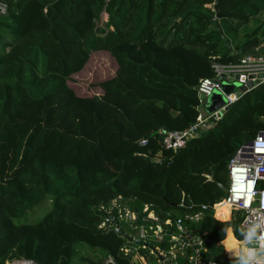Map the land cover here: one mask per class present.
<instances>
[{"label": "trees", "instance_id": "16d2710c", "mask_svg": "<svg viewBox=\"0 0 264 264\" xmlns=\"http://www.w3.org/2000/svg\"><path fill=\"white\" fill-rule=\"evenodd\" d=\"M0 5V264H73L83 248L94 256L82 264L152 263L148 249L134 252L137 263L122 252L132 231L119 223L118 232H104L101 208L120 198L138 213L146 205L159 221L174 223L184 220L186 207L224 198L219 185L227 186L229 160L264 132V83L198 129L178 153L161 142L166 133L197 124L195 89L215 78L213 63L264 56L250 52L264 46V0ZM214 6L230 17L217 20ZM95 52L109 53L117 67L99 83L101 95L82 98L67 82ZM223 207L215 212L221 220L229 216ZM241 220L239 212L222 222L206 211L199 222L183 223L214 244H205L212 261L231 264L235 259L222 254L220 243L242 239Z\"/></svg>", "mask_w": 264, "mask_h": 264}, {"label": "built area", "instance_id": "2783aa9c", "mask_svg": "<svg viewBox=\"0 0 264 264\" xmlns=\"http://www.w3.org/2000/svg\"><path fill=\"white\" fill-rule=\"evenodd\" d=\"M0 10L4 7L0 5ZM212 69L214 79H203L200 81L197 92L203 97L210 96L214 91L220 90V81L216 78L223 76V79L233 80L235 75L264 74V59L254 56H245L241 58L237 65H220L213 63ZM264 81V79H263ZM231 101L228 104L231 105ZM212 121L211 115L207 119L198 117L197 124L184 131H171L166 133L161 142V147L165 150L176 151L185 146L186 142L193 138L198 129L206 128L209 121ZM141 141L140 145H144ZM228 183L227 193L224 198L212 206H199L197 210L192 207H186L189 212L184 214L182 220L178 218L159 221V218L149 211L148 206H144L141 213L130 208L121 201L120 198L113 200L106 208H101L106 218L99 225L105 232L112 230L118 232L119 223H124L131 229L130 246L125 247L122 252L130 255L133 260L134 252L138 249H148L153 256L152 263L145 264H216L209 258L204 240L199 234L193 233L183 222L197 223L205 215L208 207L214 209L212 217L215 216L217 207L227 206L229 216L232 213L239 212L242 215L240 228L257 215L264 213V132L249 143L240 146L227 165ZM182 207V205H181ZM139 218L146 222L139 223ZM221 221V220H220ZM168 226H172L168 229ZM162 244L166 247L162 248ZM107 262L113 264L109 258Z\"/></svg>", "mask_w": 264, "mask_h": 264}, {"label": "rangeland", "instance_id": "374dc122", "mask_svg": "<svg viewBox=\"0 0 264 264\" xmlns=\"http://www.w3.org/2000/svg\"><path fill=\"white\" fill-rule=\"evenodd\" d=\"M107 16L103 14L100 17V20L97 21V26L100 27L106 22ZM253 54H250V56ZM246 56V55H245ZM255 56V55H253ZM116 63L114 59L109 55L107 52H95L92 53L89 57L88 62L83 67V69L73 74L70 80L67 82L68 86L73 90L75 95L82 97V98H90L93 96H99L102 93V90L99 88V83L103 80L109 79L112 77L116 70ZM224 81H229L227 79H223ZM226 111V110H225ZM224 112V111H223ZM222 112V113H223ZM92 118V117H91ZM211 121V120H210ZM97 127L94 124L90 125V130L94 134L97 132ZM48 208V207H46ZM45 208V209H46ZM44 213V210L34 213L33 215L27 218L28 222H33L38 218L40 214ZM233 215V213H232ZM232 216H228V219H224L221 221H228L231 219ZM228 233H226L227 236ZM227 238H225L226 240ZM225 240L221 244V252L223 254L224 246H227L229 250L236 249L237 244L231 239L227 244H225ZM226 247V249H227ZM82 248V247H79ZM94 256V252L90 249L83 248V250H79L77 255L73 259V264H82V260L86 257L92 258ZM98 258L101 257L100 253L96 254ZM224 255V254H223ZM96 257V256H95ZM12 262L10 264H14ZM84 264V263H83Z\"/></svg>", "mask_w": 264, "mask_h": 264}, {"label": "water", "instance_id": "95a60500", "mask_svg": "<svg viewBox=\"0 0 264 264\" xmlns=\"http://www.w3.org/2000/svg\"><path fill=\"white\" fill-rule=\"evenodd\" d=\"M213 10L215 12V18L221 19L223 17H230V14H220L217 7L214 6ZM264 74H251V75H235L233 80L224 81L223 76H219L216 78L217 81H220V90L214 91L210 96L203 97L202 95H198L201 101V106L197 109L201 119H207L210 115L214 120L215 118H219L222 115V112L227 110L230 105L228 101L234 102L237 98H239L244 93L254 89L260 84L264 83ZM197 90V88L195 89ZM178 153V150L175 151ZM222 189L223 193H227V186L219 185ZM207 211L213 214L214 209L211 207L207 208ZM203 238V236H201ZM204 240V238H203ZM204 243L209 246H213L212 242L204 240ZM134 263H137L134 260ZM14 264H35L31 261H16ZM165 264H169L166 262Z\"/></svg>", "mask_w": 264, "mask_h": 264}, {"label": "clouds", "instance_id": "9594fccd", "mask_svg": "<svg viewBox=\"0 0 264 264\" xmlns=\"http://www.w3.org/2000/svg\"><path fill=\"white\" fill-rule=\"evenodd\" d=\"M243 243L235 251L236 259L231 264H264V213L250 220L237 232Z\"/></svg>", "mask_w": 264, "mask_h": 264}, {"label": "crops", "instance_id": "0c3cea01", "mask_svg": "<svg viewBox=\"0 0 264 264\" xmlns=\"http://www.w3.org/2000/svg\"><path fill=\"white\" fill-rule=\"evenodd\" d=\"M259 51H262L261 53L263 54L264 53V46L263 45H261V44H259V45H257V46H254V47H252V49H250V52H253V53H259ZM264 55V54H263ZM246 56H250V54H247ZM251 56H253V55H251ZM254 57H260V58H262V59H264V56H262V55H255ZM230 217V216H229ZM228 219V218H227ZM218 220V219H217ZM218 221H220V220H218ZM229 221V220H228ZM222 222H224V221H222ZM229 231H230V233L232 234V231H231V229H229ZM232 236H233V234H232ZM233 238H234V236H233ZM235 239V238H234ZM229 240H231V239H229ZM229 240H228V242H229ZM236 240V239H235ZM234 241V240H233ZM236 244H237V247L236 248H238V247H243V243H242V241L241 240H236V241H234ZM223 242H221L220 243V245L222 244ZM228 248V247H227ZM228 250H229V248H228ZM207 251H208V249H207ZM230 251V250H229ZM233 252H235L234 250L233 251H230L229 252V254H227V252H226V246H224V249H223V254H224V256L226 257V258H228V259H236V256H235V254H234V256H232V257H230L232 254H233ZM208 254H209V251H208ZM182 264V263H181Z\"/></svg>", "mask_w": 264, "mask_h": 264}, {"label": "bare ground", "instance_id": "6f19581e", "mask_svg": "<svg viewBox=\"0 0 264 264\" xmlns=\"http://www.w3.org/2000/svg\"><path fill=\"white\" fill-rule=\"evenodd\" d=\"M223 210H224V212H229L230 213L229 208L227 206H224Z\"/></svg>", "mask_w": 264, "mask_h": 264}]
</instances>
